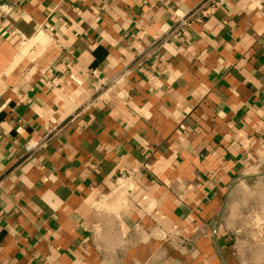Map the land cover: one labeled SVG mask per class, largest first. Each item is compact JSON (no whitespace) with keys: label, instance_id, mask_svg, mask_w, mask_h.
Wrapping results in <instances>:
<instances>
[{"label":"crops","instance_id":"obj_1","mask_svg":"<svg viewBox=\"0 0 264 264\" xmlns=\"http://www.w3.org/2000/svg\"><path fill=\"white\" fill-rule=\"evenodd\" d=\"M11 1L0 264H264L261 0Z\"/></svg>","mask_w":264,"mask_h":264},{"label":"built area","instance_id":"obj_2","mask_svg":"<svg viewBox=\"0 0 264 264\" xmlns=\"http://www.w3.org/2000/svg\"><path fill=\"white\" fill-rule=\"evenodd\" d=\"M261 3L264 9V0H261ZM215 4L218 5L217 3ZM14 7H15V3L13 1L0 0V29L3 27L5 21L11 15ZM103 85H107V82L106 83L101 82V86ZM58 130H59L58 127H50V128H46V130L35 132L24 145V149L27 155L34 156L39 152L43 151L48 146L52 138L57 134ZM123 177L130 178L131 174L130 173L121 174L119 180L120 178Z\"/></svg>","mask_w":264,"mask_h":264}]
</instances>
